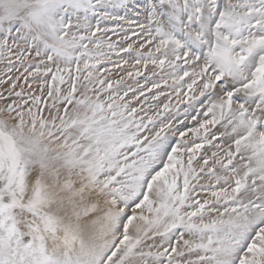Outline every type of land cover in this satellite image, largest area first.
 I'll use <instances>...</instances> for the list:
<instances>
[{
  "label": "snow or ice",
  "instance_id": "6c2138e0",
  "mask_svg": "<svg viewBox=\"0 0 264 264\" xmlns=\"http://www.w3.org/2000/svg\"><path fill=\"white\" fill-rule=\"evenodd\" d=\"M0 264H264V0H0Z\"/></svg>",
  "mask_w": 264,
  "mask_h": 264
}]
</instances>
